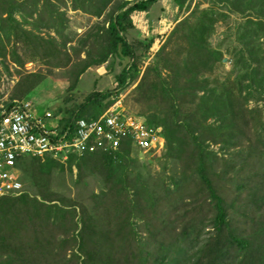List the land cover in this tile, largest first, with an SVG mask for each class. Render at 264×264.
Instances as JSON below:
<instances>
[{"label": "trees", "instance_id": "obj_1", "mask_svg": "<svg viewBox=\"0 0 264 264\" xmlns=\"http://www.w3.org/2000/svg\"><path fill=\"white\" fill-rule=\"evenodd\" d=\"M158 1L0 0V64L19 70L4 106L31 99L46 80L20 72L21 44L33 60L65 70L66 96L110 58L129 59L116 76L119 89L138 81L154 41L131 42L139 35L132 15ZM173 1L182 9L187 0ZM205 1L208 8L196 6L145 67L134 89L144 110L125 109L160 131L163 148L142 154L125 144L112 154H71L66 165L22 157V193L0 198V264H264V0ZM68 9L96 21L78 40L67 32ZM228 15L240 21L223 50L209 39L218 16ZM113 95L92 92L53 115L62 116L60 126L94 120ZM64 167L76 169L73 186L88 192L53 191Z\"/></svg>", "mask_w": 264, "mask_h": 264}, {"label": "rangeland", "instance_id": "obj_2", "mask_svg": "<svg viewBox=\"0 0 264 264\" xmlns=\"http://www.w3.org/2000/svg\"><path fill=\"white\" fill-rule=\"evenodd\" d=\"M69 2V0H67ZM198 6L199 10L207 9L208 4L205 0H187L182 9H179L173 0H160L150 9L149 12L145 14L134 13L132 15V21L135 29L139 32V35H130L131 42L133 40H149L150 38L154 41L151 49L148 51V60L145 62L142 68L141 74L138 81L128 85L126 88L119 89L117 87L116 76L121 72L125 65L129 63L128 58H123L122 62L119 58H110L109 62L113 60L115 63L113 67L110 63H106L102 68L95 69L97 66H93L87 69L77 84L75 95L70 94L66 96V91L68 89V83H66L67 74L65 70L58 68V70L52 68V64L47 63V61H41L32 58L30 51L25 50L24 44L18 45L16 52L18 56L26 64L21 69L22 73H40L45 76V81L41 84V87L37 90V93L31 96V100L34 103L45 106L49 108L52 113H56L59 108H71L75 107L78 103L84 100V97L92 92H114V94L119 93L118 96H112L113 104L118 103L121 108L141 111L144 110L143 103L138 101V93L134 91L137 83L139 82L145 67L148 65L152 56L160 49L164 44L166 38L173 31L174 27L183 19H185L190 13ZM217 9V8H216ZM70 9L67 10L68 19V33L72 38L78 40L83 36L89 29L96 23L95 19H91L85 16L83 13H76L73 15ZM227 14L225 10H218ZM220 14V13H216ZM18 18V17H17ZM18 20H21L18 18ZM240 21L239 16L228 15V17L218 16V21L214 25V32L210 36V43L213 47L223 45L224 48L228 47V43H223L224 38L229 34V28L235 25V22ZM39 33L42 37L54 36L55 35L46 30L35 31ZM56 38V37H55ZM74 43L71 44L73 46ZM67 49H70L68 45ZM224 52V51H223ZM72 56L73 61L76 60L75 52H69ZM83 58L84 54L81 55ZM223 64L226 68L230 67V63L227 62L228 56L224 53ZM79 63V61H77ZM124 65V66H123ZM109 66V69H108ZM95 67V68H94ZM107 67V68H106ZM105 68V69H104ZM93 70V71H90ZM16 66L10 61L7 64H0V107L2 108L11 100L10 96L13 93L14 87L19 80V74L17 73ZM21 73V74H22ZM129 84V83H128ZM25 100V99H24ZM126 111V110H125ZM62 117V116H60ZM217 149V147H215ZM62 165H66L67 161H58ZM153 167L158 168V165L154 161L152 163ZM73 171L70 172L68 167H64L63 173H58L60 179L57 178L56 173L54 174V181L57 182L53 191L64 195L68 198H77L81 191L88 192L81 188H75L73 186V180L77 174L76 169L72 168ZM20 176V172H19ZM21 181V177H19ZM95 186V185H94ZM94 188L97 189V186ZM93 189V188H92ZM81 190V191H80Z\"/></svg>", "mask_w": 264, "mask_h": 264}, {"label": "built area", "instance_id": "obj_3", "mask_svg": "<svg viewBox=\"0 0 264 264\" xmlns=\"http://www.w3.org/2000/svg\"><path fill=\"white\" fill-rule=\"evenodd\" d=\"M1 109L0 198L22 193L17 168L22 157L67 161L71 154H112L125 144L142 154L164 146L158 129L126 113L118 103L94 120L78 119L63 128L52 112L38 111L31 100H16Z\"/></svg>", "mask_w": 264, "mask_h": 264}, {"label": "crops", "instance_id": "obj_4", "mask_svg": "<svg viewBox=\"0 0 264 264\" xmlns=\"http://www.w3.org/2000/svg\"><path fill=\"white\" fill-rule=\"evenodd\" d=\"M71 11H72V10H71ZM73 12H75V11H73ZM73 12H72V13H73ZM75 14H76V13H73V15H75ZM138 14H145V12H141V13H138ZM85 16H87V15H85ZM87 17H88V16H87ZM134 24H135V23H134ZM92 67H93V66H92ZM102 67H103V65H102V66H97V68H95V67H94V68L97 70V69L102 68ZM106 68H107V67H106ZM104 69H105V68H104ZM90 71H93V70H90ZM34 104L36 105L38 111H41L39 108H42V109L45 108L44 111L51 112V111L49 110V108H46L45 106H40V105H38V104H36V103H34ZM53 114H54V113H53ZM60 118H61L60 116L57 117L58 120H59Z\"/></svg>", "mask_w": 264, "mask_h": 264}, {"label": "water", "instance_id": "obj_5", "mask_svg": "<svg viewBox=\"0 0 264 264\" xmlns=\"http://www.w3.org/2000/svg\"><path fill=\"white\" fill-rule=\"evenodd\" d=\"M224 62H226V60L224 59Z\"/></svg>", "mask_w": 264, "mask_h": 264}]
</instances>
